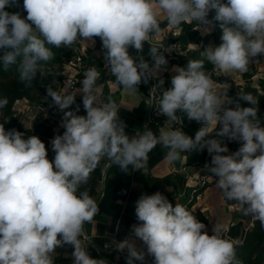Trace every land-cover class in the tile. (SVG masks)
Listing matches in <instances>:
<instances>
[{
	"label": "clouds",
	"instance_id": "9594fccd",
	"mask_svg": "<svg viewBox=\"0 0 264 264\" xmlns=\"http://www.w3.org/2000/svg\"><path fill=\"white\" fill-rule=\"evenodd\" d=\"M18 0H0V63L5 70L15 65L18 78L31 87L54 56L49 46H71L83 39L102 42L104 66L117 85L137 93L141 82L155 77L167 64L163 44L152 45L149 66L142 53L153 34L161 33L159 15L170 26L196 22L210 32L222 29L219 46L203 54L224 73L245 72L250 63L264 57V0H23L26 17L6 9ZM210 13H213L209 19ZM231 25V26H230ZM171 87L160 95V114L167 117L157 136L151 128L134 136L125 131L117 103L99 99L95 67L84 73L81 88L86 115L69 110L78 92L64 93L48 86L47 97L63 112L62 135L51 141L54 159L48 158L45 143L35 135L6 130L0 123V264H54L57 247L72 245L73 264H107L92 258L81 237L85 224L98 213L97 202L87 190L91 174L102 160L128 173L143 168L157 144L168 149L166 160L181 159L184 152L207 150L206 165L216 187L230 201H236L244 215L264 227V126L258 118L257 101L251 94L229 96L217 87L200 60L175 67ZM164 81L159 80L163 85ZM155 88V87H154ZM241 101L251 106L244 107ZM151 103V101L149 102ZM8 104L0 97V109ZM201 125L195 137L187 135L177 111ZM2 116V112H0ZM219 126V129L217 130ZM215 132V136L212 134ZM241 142L231 154L222 139ZM139 223L134 236L146 245L154 264H240L233 242L222 236L217 223L209 235L206 225L180 203L175 206L160 192L142 194L135 202ZM115 248L127 249V264L143 261L145 253L135 241H117Z\"/></svg>",
	"mask_w": 264,
	"mask_h": 264
},
{
	"label": "crops",
	"instance_id": "0c3cea01",
	"mask_svg": "<svg viewBox=\"0 0 264 264\" xmlns=\"http://www.w3.org/2000/svg\"><path fill=\"white\" fill-rule=\"evenodd\" d=\"M158 19L160 21L161 33L151 36L150 41L144 44L142 53H137L135 50L130 49V53L134 57L139 55L144 56L150 67L154 65V60L149 55L150 47L177 39L182 28L181 24L170 26L166 15L163 13L159 15ZM196 28L194 27L186 31L188 47L190 49L201 47L203 37L212 31L205 33L203 28ZM94 39V44L83 39H78L71 48L74 47L80 51L94 52L101 45L97 37ZM209 46L213 47L212 41ZM163 54L167 64L161 67L155 77H150L146 83L142 81L137 93H129L122 86L117 85L116 82L112 86L107 76L102 73V70L96 68L100 73L97 80L99 99L106 102L108 97H111L117 103L120 119L125 122L127 126L125 131L130 137L143 132L145 126L151 128L158 136L160 128L164 126V124L158 126L147 122V96L155 84L159 87L162 86L166 90L170 88L171 78L176 75L173 69L175 67H185V65L173 62L172 58L174 56L170 53L164 52ZM261 58L262 60L256 64L257 74L255 76H257V79H264V57ZM71 59L72 56L64 58L62 76L67 77L76 74L77 87L75 92H78L81 88L85 72H78ZM225 75L228 77V81L219 82L213 79L218 88L228 89L232 83L239 85L240 82L237 80V77L240 75H238V72L233 71L225 73ZM112 77L115 81V77ZM161 79L164 81L163 85L159 84V80ZM82 95L79 92L76 94L75 103L69 109L76 111L78 106V115H86V111L83 108ZM24 102V99H20L16 103L17 107H21ZM21 118L22 125L26 127H30L36 122L26 112L21 114ZM57 125L61 126V123ZM189 136L192 137V135ZM222 142L229 149L228 153L223 154L227 155L237 151L239 141L223 139ZM167 152V148L157 144L149 152L145 166L138 171H133L132 167L129 166L128 173H124L120 171L117 165L113 164L107 174L105 192H103L102 182L100 181L97 194L92 197L97 202L99 211L93 220L86 224L88 236L85 235L84 231L81 237L92 258L104 259L107 264H127L128 254H109V252L103 250V242L113 239L122 241L126 238H131L135 241L138 250L144 251L147 249L146 245L137 239L132 232V226L139 223L135 216V202L142 194L151 195L160 192L171 203L179 202L180 198L184 196L195 198L191 205V211L200 210L206 215L208 223L205 225L209 235L212 234V227L217 223L223 224L224 229L221 233L223 235L232 224L243 221L246 218L237 202L227 200L221 190L216 187L215 180L218 178L208 171L206 167V165H210L211 163V156L207 150L203 162H200V160L203 158L204 150L200 152H184L181 154V159L174 162L166 160ZM196 188H200L197 193L194 192ZM73 251L74 248L67 244L57 247L52 254V259L63 256L73 262Z\"/></svg>",
	"mask_w": 264,
	"mask_h": 264
},
{
	"label": "trees",
	"instance_id": "16d2710c",
	"mask_svg": "<svg viewBox=\"0 0 264 264\" xmlns=\"http://www.w3.org/2000/svg\"><path fill=\"white\" fill-rule=\"evenodd\" d=\"M6 10L10 12H19L23 17H26L27 15V13L23 9V6L19 2L13 7ZM212 15L213 13H210L209 19H211ZM181 27V33L178 36L177 40L180 41L181 48L183 51H185V54L182 56H174L172 58L173 62L180 63L181 65H185L186 67L189 60L203 61L204 70L208 74V72L212 71L215 67L207 61L203 52L209 46L211 41L213 43V47L219 46V44L222 43V29L219 27L218 23L215 24L212 31L203 37V43L201 47L190 49L188 47L186 31L197 27V24L196 22H183L181 24ZM99 42L101 43L100 49H102V42L100 39ZM49 47L53 52L54 58L50 62H48L45 75L41 77L38 74L37 77L33 80V84L31 87H25V85L19 81L15 65H12L7 70H5L2 63H0V97H6L8 99L7 106L4 109H0V112H2V116H0V123H4L3 119L7 118L9 120L4 124L6 130L16 129L24 133V138L32 135L38 136L45 143L46 148L48 149V158L54 159L55 153L52 150L51 141L56 135H62L65 129L62 126H58L57 124H50L46 121H37L30 127L23 126L21 116L17 115L14 110V106L17 100L23 98L29 99L34 102H49L51 98L46 96V89L48 86L54 88V83L62 78V63L64 58L74 56L75 54L80 52L79 49L74 47L68 49L66 47ZM102 51L104 53L103 49ZM2 54L3 50H0V55ZM88 56L90 58H94L91 52H88ZM261 60L262 58L259 57V61ZM256 74V67L243 72L242 76L244 83L239 85L232 83L228 88V94L232 97H235L237 93L241 92L245 94H251L257 101V115L261 121V125L264 126V79L259 78L255 83L253 81V77ZM241 104L244 107L251 106L248 102L244 101H241ZM182 116L184 119L183 131L187 135H195L201 125L196 121L189 120L183 112ZM218 129L219 126L217 130ZM212 136H215V132L212 134ZM239 147H241V142H239L236 150H238ZM203 154V158H201L200 162L204 161L206 149L204 150ZM108 164H111L107 172L108 174L113 166V163L105 159L100 162V165L91 174V178L88 184L84 185L81 190H87L91 197L96 195L97 188L100 184V181H102L103 171ZM199 189L200 188H196L194 192L197 193ZM180 199L181 200L178 203L185 206L188 210L191 211V205L195 198L184 196ZM172 204L173 206L176 205V203ZM191 212L202 223H208V218L202 211L197 210ZM222 236L234 243L236 247V256L240 264H264V227L261 226L259 221L254 220L253 226L248 230L243 229V221H238L229 227L227 236L224 234ZM69 246L74 248L72 245ZM53 261L54 264H73L72 260L63 256L55 257L53 258Z\"/></svg>",
	"mask_w": 264,
	"mask_h": 264
},
{
	"label": "built area",
	"instance_id": "2783aa9c",
	"mask_svg": "<svg viewBox=\"0 0 264 264\" xmlns=\"http://www.w3.org/2000/svg\"><path fill=\"white\" fill-rule=\"evenodd\" d=\"M18 2L23 6V0H18ZM163 44V43H161ZM161 44H158L161 45ZM165 46V49L172 48L171 51H164L165 53L168 52L173 56H182L185 54V51L181 48V43L177 39H173L171 41L166 42L163 44ZM89 51H80L79 53L72 56V63L78 70V72H86L89 68L95 67L102 70V73H104L107 78L109 79L112 86L115 85V81L113 80V75L108 71V69L104 66V53L102 49L98 48L96 51L91 52L94 58H90L88 56ZM163 52V53H164ZM208 75L211 78H220L223 76L222 71L214 68L212 71L208 72ZM77 87V78L76 74L69 75L67 77L62 76L61 79L57 80L54 83V90H57L58 92L64 93L65 91H71L75 92V89ZM155 87V88H154ZM166 90L165 88L159 87L158 85H154L151 91L149 92L147 96V106H148V112H147V122L154 123L155 125L162 126L165 124L167 117L160 114L158 111L159 108V99L162 92ZM25 100L24 104L21 107H17L16 103L14 106V110L17 115L21 116L22 113H28L30 118L37 121H46L50 124H58L62 122V115L63 112L59 110V108L54 105V103L50 100L47 103L44 102H34L29 99L23 98ZM151 101V103H149ZM177 115L181 117L182 124L174 125L175 127H181L183 130L184 127V119L182 116V111H177ZM193 138L195 135L192 136ZM223 140V138H220ZM254 224V219L251 216H247L245 219H243V229L248 230L251 228ZM224 235L227 236V231L224 233ZM118 240H108L104 241L102 244L103 250L109 252V254H128L127 250L125 249L123 252L117 250L115 248V244ZM145 253V258L143 261L136 260L134 261V264H154V257L149 255L147 253V249L143 251Z\"/></svg>",
	"mask_w": 264,
	"mask_h": 264
},
{
	"label": "rangeland",
	"instance_id": "374dc122",
	"mask_svg": "<svg viewBox=\"0 0 264 264\" xmlns=\"http://www.w3.org/2000/svg\"><path fill=\"white\" fill-rule=\"evenodd\" d=\"M258 63H259V57L256 58L255 61H253L252 63L249 64L247 70H250V69H252L253 67H256V64H258ZM222 74H223L222 77H220V78H216V77H215V78H212V79L218 80L219 82H220V81H228V77H226L225 73L222 72ZM226 74H227V73H226ZM238 75H240V76L237 77V80L240 82L239 84H243V83H244V80H243L242 72H238ZM257 80H258V79H257V76L253 77V81H254L255 83L257 82ZM246 217H247V216H246Z\"/></svg>",
	"mask_w": 264,
	"mask_h": 264
},
{
	"label": "water",
	"instance_id": "95a60500",
	"mask_svg": "<svg viewBox=\"0 0 264 264\" xmlns=\"http://www.w3.org/2000/svg\"><path fill=\"white\" fill-rule=\"evenodd\" d=\"M110 165H111V164H108V165L105 167L104 171H103V177H102V181H101V182H102V189H103V192H105V181H106V175H107V172H108V170H109ZM84 231H85V235L88 236V232H87L86 224H85V226H84Z\"/></svg>",
	"mask_w": 264,
	"mask_h": 264
}]
</instances>
